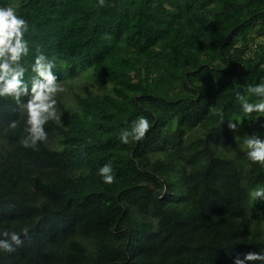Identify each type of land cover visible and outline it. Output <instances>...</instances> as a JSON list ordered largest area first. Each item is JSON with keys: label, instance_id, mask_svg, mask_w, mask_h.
Here are the masks:
<instances>
[{"label": "trees", "instance_id": "trees-1", "mask_svg": "<svg viewBox=\"0 0 264 264\" xmlns=\"http://www.w3.org/2000/svg\"><path fill=\"white\" fill-rule=\"evenodd\" d=\"M4 3L29 24L26 67L38 45L60 84L87 76L102 90L57 98L60 119L35 149L0 97V227L28 230L0 264H234L264 249V200L249 195L264 165L242 144L264 117L235 98L264 80V0ZM138 116L144 138L120 143Z\"/></svg>", "mask_w": 264, "mask_h": 264}, {"label": "clouds", "instance_id": "clouds-1", "mask_svg": "<svg viewBox=\"0 0 264 264\" xmlns=\"http://www.w3.org/2000/svg\"><path fill=\"white\" fill-rule=\"evenodd\" d=\"M104 0H98L103 6ZM29 24L17 8L0 0V97H9L15 103L16 109L24 116V135L19 144L24 148L35 149L37 142L47 140L45 124L48 121L58 122L60 117L57 111V94L65 91L58 81L54 71V58H49L38 45L34 48V56L30 66L26 67L22 60L29 56L30 44L26 38ZM30 72L27 79L25 73ZM22 97L26 99H21ZM247 97V98H246ZM240 109L245 114H257L264 117V80L252 85H246L244 91L235 92ZM255 98V99H253ZM219 122L223 124L222 111L217 112ZM18 121L10 122L9 127L15 128ZM240 122L228 120L227 127L236 130ZM150 128V121L146 116H138L130 122L129 127L120 131L118 139L122 144L131 141H140ZM242 144L246 158L253 163L264 165V133L246 134ZM98 175L105 184H112L115 171L111 163H105L98 169ZM252 199L264 200V186L257 185L251 189ZM28 230L22 228L19 233L15 230L0 227V250L12 252L13 244L21 243V235L27 236ZM245 261H259L264 264V249L258 252H248L243 259L235 258L234 264H245Z\"/></svg>", "mask_w": 264, "mask_h": 264}, {"label": "rangeland", "instance_id": "rangeland-1", "mask_svg": "<svg viewBox=\"0 0 264 264\" xmlns=\"http://www.w3.org/2000/svg\"><path fill=\"white\" fill-rule=\"evenodd\" d=\"M65 91L62 93H58L57 97L59 100L64 101L65 103H72V95L73 93L82 94L85 89H89L92 87L96 91H101L102 86L100 82H96L91 78H88L87 76L79 77L75 79L74 81H70L67 84H61Z\"/></svg>", "mask_w": 264, "mask_h": 264}]
</instances>
